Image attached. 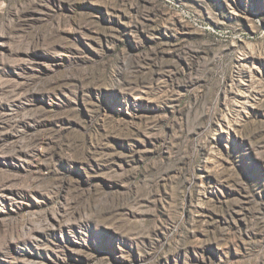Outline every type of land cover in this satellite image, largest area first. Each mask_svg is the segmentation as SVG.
<instances>
[{
	"label": "rangeland",
	"instance_id": "374dc122",
	"mask_svg": "<svg viewBox=\"0 0 264 264\" xmlns=\"http://www.w3.org/2000/svg\"><path fill=\"white\" fill-rule=\"evenodd\" d=\"M0 264H264V0H0Z\"/></svg>",
	"mask_w": 264,
	"mask_h": 264
}]
</instances>
